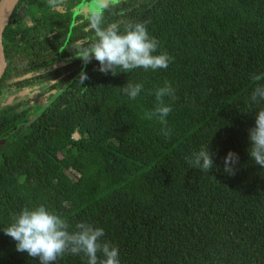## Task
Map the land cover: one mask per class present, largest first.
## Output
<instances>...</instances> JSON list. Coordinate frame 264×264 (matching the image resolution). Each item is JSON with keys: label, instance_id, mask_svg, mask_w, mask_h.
<instances>
[{"label": "trees", "instance_id": "1", "mask_svg": "<svg viewBox=\"0 0 264 264\" xmlns=\"http://www.w3.org/2000/svg\"><path fill=\"white\" fill-rule=\"evenodd\" d=\"M90 5L16 0L2 29L0 94H47L0 109V264H39L2 230L41 203L70 230L81 221L103 228L120 264H264V168L248 152L264 108L249 100L264 84V0H120L102 12L104 25L148 21L157 54L173 60L116 75L73 57L94 39ZM165 81L175 90L165 97L169 136L143 118ZM127 83L143 84L135 100ZM208 144L214 167L190 165ZM229 151L239 156L235 175L224 171Z\"/></svg>", "mask_w": 264, "mask_h": 264}, {"label": "clouds", "instance_id": "2", "mask_svg": "<svg viewBox=\"0 0 264 264\" xmlns=\"http://www.w3.org/2000/svg\"><path fill=\"white\" fill-rule=\"evenodd\" d=\"M49 8L55 10L64 4V0H46ZM120 0H91V7L96 11L90 17V29L94 39L86 47L77 45L74 58L80 59L85 66L93 59L99 62L98 71L103 74L115 73L117 68L125 72L137 68L147 70L167 69L173 58L165 51L158 52L159 41L151 36L147 29L148 21L129 22L123 31L117 23L104 25L102 12L115 7ZM89 77L84 69L78 80L82 85ZM125 95L135 100L143 89V84L127 83L121 88ZM175 90L168 81L155 90L156 107L145 112L144 119L158 120L164 127L165 136L171 134L167 128V117L172 107L165 103V97L174 98ZM251 103L264 102V84L257 85L251 92ZM250 158L255 164L264 168V108L258 109L255 126L248 130ZM214 153L209 144L202 146L192 154L188 161L201 170L210 171L214 167ZM239 163L237 153L229 151L224 157V171L235 175ZM72 226L56 211L45 204L24 207L13 216V222L2 231L16 244V251L27 253L38 259L39 264H56L65 254L81 255L87 258V264H120L119 249L103 239V228L81 221Z\"/></svg>", "mask_w": 264, "mask_h": 264}, {"label": "rangeland", "instance_id": "3", "mask_svg": "<svg viewBox=\"0 0 264 264\" xmlns=\"http://www.w3.org/2000/svg\"><path fill=\"white\" fill-rule=\"evenodd\" d=\"M92 9H94L92 7ZM44 86L32 88L31 90L12 91L0 94V109L8 104L26 99L28 97L34 98L37 101L42 100L47 93L43 92Z\"/></svg>", "mask_w": 264, "mask_h": 264}, {"label": "water", "instance_id": "4", "mask_svg": "<svg viewBox=\"0 0 264 264\" xmlns=\"http://www.w3.org/2000/svg\"><path fill=\"white\" fill-rule=\"evenodd\" d=\"M10 1H13V4H14L16 0H0V79L3 76L4 69H5L4 54H3L2 41H1V33H2L3 27L5 26V24L7 22L8 16H9L8 15L4 19V18H2L3 17L2 15L4 14L5 8L7 7V5L9 4ZM10 12H11V10H10Z\"/></svg>", "mask_w": 264, "mask_h": 264}, {"label": "bare ground", "instance_id": "5", "mask_svg": "<svg viewBox=\"0 0 264 264\" xmlns=\"http://www.w3.org/2000/svg\"><path fill=\"white\" fill-rule=\"evenodd\" d=\"M12 5H13V1H10L9 4L7 5V7L5 8V11H4V14L2 15L3 17L2 18H6L9 13H10V10L12 8Z\"/></svg>", "mask_w": 264, "mask_h": 264}]
</instances>
